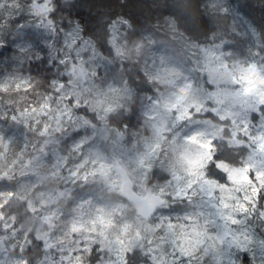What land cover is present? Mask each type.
<instances>
[{"label":"clouds","instance_id":"9594fccd","mask_svg":"<svg viewBox=\"0 0 264 264\" xmlns=\"http://www.w3.org/2000/svg\"><path fill=\"white\" fill-rule=\"evenodd\" d=\"M0 264H264V0H0Z\"/></svg>","mask_w":264,"mask_h":264}]
</instances>
